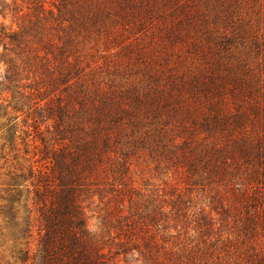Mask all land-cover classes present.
I'll list each match as a JSON object with an SVG mask.
<instances>
[{
  "label": "trees",
  "instance_id": "obj_1",
  "mask_svg": "<svg viewBox=\"0 0 264 264\" xmlns=\"http://www.w3.org/2000/svg\"><path fill=\"white\" fill-rule=\"evenodd\" d=\"M116 2L125 18L137 3L147 12L160 2L180 6L173 16L191 22L186 31L208 44L212 59L196 71L156 69L130 84L95 79L79 43L113 20V0H50L42 16L22 15L18 30L0 27L4 136L14 140L17 131L8 109L24 108L33 129L41 134L46 124L51 135L49 144L39 136L43 148L29 143V133L24 138L46 162L30 168L35 217L23 233L36 247L26 241L20 264H108L109 257L116 264H264V243L255 241L258 229L264 231V46L239 17L243 0ZM200 2L206 11L197 9ZM133 151L177 162L189 187L239 194L238 230L250 243L243 259H231L225 240L209 239L214 228L203 215L196 220L198 237L182 244L158 237L156 227L164 228L172 212L184 216L192 192L171 202L133 198V187L126 195ZM23 178L14 174L7 183L10 206ZM94 197L102 204V227L115 232L116 247L107 253L104 236L88 224ZM219 214L228 217L229 209L221 205Z\"/></svg>",
  "mask_w": 264,
  "mask_h": 264
},
{
  "label": "rangeland",
  "instance_id": "obj_2",
  "mask_svg": "<svg viewBox=\"0 0 264 264\" xmlns=\"http://www.w3.org/2000/svg\"><path fill=\"white\" fill-rule=\"evenodd\" d=\"M116 1L113 0L112 3L115 6L112 11L113 20L106 23L100 32L91 34L90 38L79 43L81 52L85 54V60L93 62V70L88 72L93 73L95 79L113 81L116 85L130 84L146 78L156 69L162 74L165 71L178 74L196 71L202 63H208L212 59V53L207 52L208 44L199 38L193 29H189V34L186 31L191 22H179L173 16L181 9L180 6H174L172 10L171 5L160 2L147 12L137 3L133 10H127L128 14L125 18L122 17L121 12H117ZM242 4L243 7L238 10L239 17L256 36L259 44L264 46V0H243ZM49 6L50 0H0V27L18 30L22 15L31 18L42 16L41 14L45 13L42 8L47 9ZM194 7L197 8L193 6V10ZM184 8L187 9L186 6ZM197 9L206 11L202 2L198 4ZM178 32L180 37L177 38ZM6 99H10L9 94ZM3 102L6 105L9 100ZM8 110L9 115L13 116L11 124L16 125L17 131L14 140L4 136L6 127L2 124L6 118L0 115V264H20V250L25 249L26 241H31V250L36 247V241L32 238L28 239L23 233L27 228L29 217L32 219L35 217V211L31 206L33 180L30 177V168L32 164L40 166L46 162L43 153L41 155L32 145L24 141V138L29 133L26 137L29 143L38 144L43 148L39 136L42 135L49 144L51 135L46 132V124L40 126L41 134L33 129L26 108L20 111ZM34 152H37V155L34 156ZM161 159L133 151L129 155L130 170L124 177L123 185L125 192L130 187L135 189L133 198L148 199L152 202L162 200L171 202L176 198L177 193L185 197L189 191L192 192L184 216H177L172 212L164 222V228L159 225L156 227L158 237L165 236L169 244L187 242L191 235L198 237L196 220L203 215L206 220L211 221L214 228L210 232L209 239L220 238L219 245H222L221 240H225L224 248L228 250L231 259L241 261L250 243L244 240L243 234L238 230L239 221L243 218L239 206L241 203L239 194H234L231 189L222 186H218L219 188L191 186V188L182 173H179L181 170L176 166L177 162L174 164ZM14 174L23 175L24 178L18 186L21 190L18 201L10 206L7 183ZM127 194L129 192H126ZM212 196L215 201H212ZM86 203L89 204V201ZM221 205L229 209V216L223 217L224 219H221L219 214ZM216 206H218L217 210H215ZM101 207L102 204L94 197V201L89 206L91 211H89L88 224L93 231L104 236V251L107 253L109 249H115L116 239L113 238L115 236L113 229L108 233L102 227ZM217 228L221 229L219 233L222 235L217 234ZM36 229L34 223L33 237H36ZM255 239L257 243L263 244L264 231L258 229ZM131 255L133 259L134 252ZM108 264H116L115 259L109 257ZM118 264L126 263L120 260Z\"/></svg>",
  "mask_w": 264,
  "mask_h": 264
}]
</instances>
